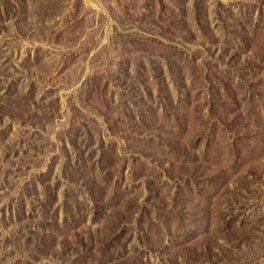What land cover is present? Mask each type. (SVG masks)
Listing matches in <instances>:
<instances>
[{
  "label": "rangeland",
  "instance_id": "1",
  "mask_svg": "<svg viewBox=\"0 0 264 264\" xmlns=\"http://www.w3.org/2000/svg\"><path fill=\"white\" fill-rule=\"evenodd\" d=\"M0 264H264V0H0Z\"/></svg>",
  "mask_w": 264,
  "mask_h": 264
}]
</instances>
